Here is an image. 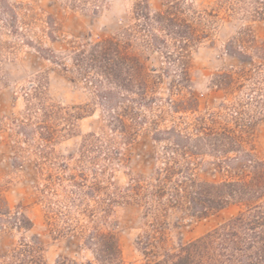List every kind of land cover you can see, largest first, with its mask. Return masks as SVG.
<instances>
[{
	"label": "rangeland",
	"instance_id": "1",
	"mask_svg": "<svg viewBox=\"0 0 264 264\" xmlns=\"http://www.w3.org/2000/svg\"><path fill=\"white\" fill-rule=\"evenodd\" d=\"M140 1L0 0V264H112L101 260L93 239L102 232L116 236L121 262L115 264H145L250 208L233 201L202 215L144 193L157 183L161 167L173 166L180 178L184 156L208 181L250 178L254 162L247 154L264 162V16L255 13L260 4L183 0L209 12H188L203 37L183 67L152 35L133 33ZM145 1L154 12L164 7V0ZM8 3L18 5L20 14L33 10L35 18H23L31 25L11 17ZM48 15L57 22L56 39L48 34ZM107 39L140 60L142 83L121 87L100 67L78 70L70 59ZM40 102L81 114L71 131L64 110L47 118L57 128L47 150L31 146L44 142L39 135L28 139L10 123ZM209 129H226L232 139L217 141L205 134ZM17 142L27 149L22 165L14 162ZM39 162L51 179L43 180ZM84 174L86 186L74 185L71 177L82 183ZM133 178L141 180L140 191L133 190ZM149 240L155 254L147 256L142 243Z\"/></svg>",
	"mask_w": 264,
	"mask_h": 264
},
{
	"label": "trees",
	"instance_id": "2",
	"mask_svg": "<svg viewBox=\"0 0 264 264\" xmlns=\"http://www.w3.org/2000/svg\"><path fill=\"white\" fill-rule=\"evenodd\" d=\"M260 4L255 8L257 16H264V0H257ZM19 6L15 4L7 5L10 10L11 17H22V23L30 26L23 18L30 16L35 18L36 13L29 14L33 10L25 7L28 14H20L17 10ZM191 11L195 16H202L204 12L208 13V9H197L192 6H186L183 0H164V7L156 12L152 11L147 1H140L136 4L134 17L136 19L132 30L133 33L146 32L152 35L157 47L165 49L169 58L184 67L186 55L190 48L201 42L203 30L198 28L195 19L188 12ZM37 18V17H36ZM50 32L48 34L52 39H56L57 22L52 15L46 16L44 19ZM132 34V33H130ZM243 40H239L242 43ZM38 50L51 56L59 58L60 56L54 50L38 46ZM261 48V47H260ZM263 49V48H262ZM241 54V52H240ZM78 70L89 66L90 68L97 66L104 71L107 78L116 79L124 87L126 83H142L140 76L141 64L140 60L135 56H129L123 53L119 47V43L115 39H107L92 44L88 49L74 51L70 57ZM66 70L69 67L64 64ZM184 75H188L187 68H183ZM227 75L225 73L219 76ZM127 89V88H126ZM128 90V89H127ZM64 110L70 117L67 129H73V120L80 118L81 114L73 113L68 108L49 106L40 102L38 107L29 108V114L23 119L13 118L11 124L17 126L21 133L31 140H36L39 135L44 142H33L31 146L34 148L41 144L47 148L56 137L55 123L49 119L53 115ZM40 121H34V116H38ZM46 118V119H45ZM2 120L0 119V126ZM208 137L221 141L220 136L232 139L228 130L215 132L209 129L205 131ZM15 147V164L22 165V153L25 149L20 143ZM29 143V142H25ZM187 152V151H186ZM252 154H247V158L253 163L254 170L252 176L241 177L237 180L208 181L200 179L193 172L192 165L194 162L185 158L186 165L180 168L181 177H175L177 171L171 165L161 167L155 176L156 184L152 183V190L144 193L152 199L156 198L158 203H164L169 206H179L191 210L193 212L206 215L211 211L220 210L233 201L244 202L249 204L250 208L241 212L239 215L230 219L221 226L213 229L204 236L193 241L181 244L177 249L167 250L162 258L149 259L145 264H264V162L260 160L254 161ZM47 157L48 155H43ZM174 163L178 160L172 157ZM41 167L39 173L45 175V162H39ZM46 176V175H45ZM52 172L48 173L43 180L51 179ZM82 183L71 177L73 184L78 187H85L87 177L81 176ZM60 180H63L60 178ZM132 188L134 191L143 188L142 182L138 178L132 179ZM44 186L48 187L45 183ZM89 187V186H88ZM95 190V188H92ZM164 198L166 202H163ZM3 197L0 193V213L3 212ZM96 245L99 246L101 260L105 263L121 262V252L113 233H99ZM143 251L148 256L155 254V244L152 240L143 242Z\"/></svg>",
	"mask_w": 264,
	"mask_h": 264
}]
</instances>
